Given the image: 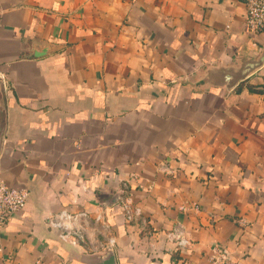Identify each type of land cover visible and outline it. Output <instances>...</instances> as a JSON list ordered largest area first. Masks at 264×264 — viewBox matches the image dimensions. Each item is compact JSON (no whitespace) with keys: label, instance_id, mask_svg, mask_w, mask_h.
I'll return each instance as SVG.
<instances>
[{"label":"crops","instance_id":"1","mask_svg":"<svg viewBox=\"0 0 264 264\" xmlns=\"http://www.w3.org/2000/svg\"><path fill=\"white\" fill-rule=\"evenodd\" d=\"M245 14L242 0H0V179L30 193L0 264L110 250L210 264L214 247L264 264V31ZM62 211L88 212L74 245L50 225Z\"/></svg>","mask_w":264,"mask_h":264},{"label":"built area","instance_id":"2","mask_svg":"<svg viewBox=\"0 0 264 264\" xmlns=\"http://www.w3.org/2000/svg\"><path fill=\"white\" fill-rule=\"evenodd\" d=\"M242 1L246 9L245 21L248 29L251 32L264 31V0ZM29 194L30 193L26 188L9 185L0 179V233L4 231L12 217L21 213L25 209ZM124 213L128 221H132L135 216L139 215V211L133 210L128 203L124 205ZM102 218L103 215L98 214L95 217L94 222H102ZM49 222L54 229L59 231L62 240L68 241L73 245L85 238L84 229L83 227L78 226V223H81L84 226L91 223L88 212L86 211L76 214L62 211L50 217ZM170 235L171 237H176L177 231H174V233H171ZM178 240L179 246H186V240L181 238ZM226 261L227 256L223 249L220 247H214L210 257V264H225Z\"/></svg>","mask_w":264,"mask_h":264},{"label":"water","instance_id":"3","mask_svg":"<svg viewBox=\"0 0 264 264\" xmlns=\"http://www.w3.org/2000/svg\"><path fill=\"white\" fill-rule=\"evenodd\" d=\"M259 65H260V62L256 63L255 65H250V66L245 67L241 73L236 75V77H235L236 80L243 79L250 71H252V69H256L257 67H259ZM99 264H117V260H116L114 252L112 250H110L101 259Z\"/></svg>","mask_w":264,"mask_h":264}]
</instances>
